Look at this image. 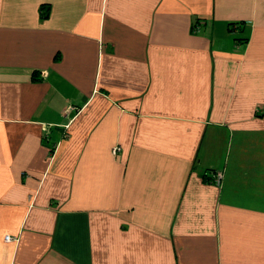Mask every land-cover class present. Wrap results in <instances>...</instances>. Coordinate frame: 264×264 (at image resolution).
Wrapping results in <instances>:
<instances>
[{
  "label": "crops",
  "instance_id": "crops-1",
  "mask_svg": "<svg viewBox=\"0 0 264 264\" xmlns=\"http://www.w3.org/2000/svg\"><path fill=\"white\" fill-rule=\"evenodd\" d=\"M0 264H264V0H0Z\"/></svg>",
  "mask_w": 264,
  "mask_h": 264
},
{
  "label": "built area",
  "instance_id": "built-area-1",
  "mask_svg": "<svg viewBox=\"0 0 264 264\" xmlns=\"http://www.w3.org/2000/svg\"><path fill=\"white\" fill-rule=\"evenodd\" d=\"M198 27L197 26H194V31L197 30ZM119 148H114V152L117 151ZM222 178H223V173L221 171H214L212 174H211V177H210V182H213V183H216V184H220L221 181H222ZM4 240L6 242H11V241H16L17 238L16 237H13V236H10V235H6L4 237Z\"/></svg>",
  "mask_w": 264,
  "mask_h": 264
},
{
  "label": "trees",
  "instance_id": "trees-1",
  "mask_svg": "<svg viewBox=\"0 0 264 264\" xmlns=\"http://www.w3.org/2000/svg\"><path fill=\"white\" fill-rule=\"evenodd\" d=\"M239 25L238 24H235V25H233L232 27L234 28V27H238Z\"/></svg>",
  "mask_w": 264,
  "mask_h": 264
}]
</instances>
